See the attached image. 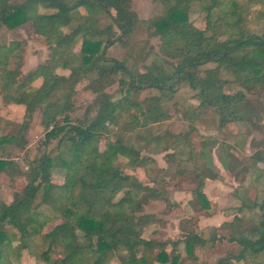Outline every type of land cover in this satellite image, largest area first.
<instances>
[{"label":"trees","instance_id":"1","mask_svg":"<svg viewBox=\"0 0 264 264\" xmlns=\"http://www.w3.org/2000/svg\"><path fill=\"white\" fill-rule=\"evenodd\" d=\"M157 1L160 15L139 21L131 11V0H24L19 4L13 0H0V27L13 31L29 23L33 35L43 37L47 44L53 43L52 58L24 77L6 68L13 49L0 48L5 58V62H0L3 69L0 73L1 101L24 106L27 120L36 107L44 108L41 124L45 131L48 130L44 135L45 142L58 137L55 154L34 158L26 173H21L13 157H2L3 149L0 150V174L11 178L21 176L27 181L20 192L13 194L9 205L0 204V225L4 223L7 227L6 230L0 227V264L12 255V248H16L17 256L25 249L26 240L38 234L41 214L33 202L39 192H42L40 204L54 208L62 219L61 224L44 235L49 247L60 249L62 258L51 263L45 251L39 260L46 264H109L115 251L119 250L128 255L126 260H120V264H178L176 257H170L164 251L167 245L183 244L187 256L192 258L193 248L206 244L191 231L190 220H182L179 224L185 234L182 241L161 242L155 234L149 239L142 238L144 228L153 224L154 219L151 215L138 216L137 213L147 201L160 200L158 191L125 175L116 161L123 158L128 168L142 169L147 176L153 161L149 157H140L139 149L128 147L119 139L111 141L107 138L105 124L112 125L117 119L121 120L122 107L109 101L104 90L116 81L126 94L146 90L156 92L144 97L138 105L131 102L139 109L141 117H132V121L141 127L139 129L167 118L163 117L160 105L166 92H169L168 96L173 94L175 89L171 87L180 83H186L189 89L197 92L198 107L213 109L219 115V126L241 121L239 111L246 102V95L264 85V0ZM194 3L204 14L202 28L194 27L188 20ZM38 6L53 12L38 13ZM78 9H83L85 14L81 15ZM249 18L262 25L259 35L243 29ZM73 22H76L74 30L62 33L55 41V33ZM141 24L150 36L160 40L161 54L177 61L175 65L163 69L152 63L141 72L135 66L107 56L114 46L126 49ZM75 45H78L77 65L69 68V63L62 58ZM57 66L69 70V75H54L52 70ZM91 73H95L96 78L89 80L84 90L95 97L86 108L85 117L76 124L70 123L68 117H62L64 123H58L57 116H66L65 112L70 110L75 85ZM19 77L22 79L18 80ZM36 78H41V83L32 88L30 84ZM228 86L234 88L230 90ZM170 139L188 150L190 162L194 164L195 159H199L201 164L185 173L176 165L172 154H167L163 156L166 169L160 170V175L188 177L195 172L196 186L191 192L190 203L196 216H209V202L203 188L206 179H216L210 167L215 139L200 137L199 149L195 150L188 133L172 135L168 139L150 137L148 154L159 153V144H168ZM12 142H15L14 138L10 137L9 143ZM99 143L103 144L101 151ZM17 144L22 146L21 142ZM258 144L264 145V141L250 142L254 147ZM166 149L164 147L161 152ZM228 150L229 147H223L219 159L226 171L237 163ZM14 153L10 150L7 154ZM251 160L255 164L261 163L264 170L261 151H255ZM53 169L63 172V182L59 186L51 182ZM118 193H122L121 198L115 201ZM241 205L245 208L240 206L239 211H250L255 203L245 197ZM241 220L234 217L226 224L229 234H234L228 237L227 243H236L240 251L237 255L223 256L216 264L238 263L247 254L257 256L264 252V211L250 217L254 224L243 231L239 230ZM213 242H221V239L212 235L208 243ZM14 243L16 247H13ZM155 250L157 252L153 253Z\"/></svg>","mask_w":264,"mask_h":264},{"label":"rangeland","instance_id":"2","mask_svg":"<svg viewBox=\"0 0 264 264\" xmlns=\"http://www.w3.org/2000/svg\"><path fill=\"white\" fill-rule=\"evenodd\" d=\"M24 0H13L19 4ZM157 0H131V11L136 15L139 21H148L160 15V5ZM194 3L191 6L188 20L196 28L204 26V14L200 12ZM253 10V9H252ZM38 13H51L53 11L44 9L41 6L37 8ZM81 15H84L83 9H78ZM76 22L69 24L65 28L57 31L54 40L57 41L61 34H67L74 30ZM247 33L260 34L262 25L253 22L249 18V23L243 25ZM224 39V38H222ZM16 45H12V44ZM47 44L43 37L33 35L29 23L24 27H19L13 31H8L0 27V48L10 47L12 52L6 61L7 69L19 72L24 77L29 72L49 61L51 57V47L53 43ZM160 40L157 37L149 35L145 25L137 27L135 33L128 41L126 49L114 46L107 52V56L124 61L128 66H135L136 69L143 72L144 68L152 63L163 69H169L177 61L163 57L159 49ZM78 45L68 50L65 59L70 67H76L75 56ZM4 51H0V62H5ZM64 60V61H65ZM3 71L0 67V73ZM53 74L56 76L67 77L69 70H63L60 66L53 68ZM96 78L95 73L82 78L72 91L71 107L64 115L57 116L58 123H61L62 117H68L70 123L76 124L85 117V110L90 106L95 95L84 90L88 81ZM118 78V76L116 77ZM22 78H18L21 80ZM41 78H36L30 86L38 87ZM175 89L173 94L166 92V98L160 105L164 121L154 125H148L144 129H139V124L132 121V117L139 116V109L133 106L131 102L139 104L144 97L155 95L153 90H146L136 93L135 91L126 94L123 88H119L116 81L107 87L104 92L108 95L109 101L120 104V119L115 124H105L107 128V138L111 141L119 139L124 145L135 150H140V157H149L153 164L150 166L148 176L142 169L132 170L126 166V160L118 158L116 164L122 169L125 175L140 182L147 187H154L158 191L160 200L147 201L141 206L138 216L151 215L154 223L145 227L142 232L143 239H149L153 234L158 241H182L185 234L180 230L179 224L182 220H190L191 231L206 241L203 247H196L192 250V258L187 256L183 244H177L175 247L167 245L165 252L170 257H176L178 264H216L218 259L225 255L234 254L240 251L236 243H227V239L234 234H229L226 224L230 223L234 217L242 218V228L240 231L251 228L254 224L250 217L254 218L264 211V170L261 163L255 164L251 158L255 151L260 152L264 157V145L258 144L251 146V141H264V85L255 87L246 95V102L239 111L242 120L237 123L219 126V115L209 108L198 107L196 100V91L189 89L186 83H180L172 86ZM228 86L227 89H229ZM234 86H231L230 90ZM240 89V87H237ZM226 89V90H227ZM44 108L36 107L32 112L30 119H25V107L15 104H4L0 98V150L3 149L2 157H13L21 173L28 171L29 163L42 154H55V147L58 137L45 142L44 127L41 124ZM64 123V122H62ZM139 123V122H138ZM23 124H25L23 126ZM50 129V127H48ZM188 133L191 139L193 149H199V138L210 136L215 139V145L211 150L210 167L216 175L215 180L206 179L204 182L205 197L209 202L207 211L209 216H196V210L190 203L191 192L196 186V175L172 178L171 176H161L159 171L166 169L164 155L172 154L176 165L186 171H192L194 166L201 164V160L195 159V163L189 161L188 150L175 144L171 139L168 144L161 142L157 147L159 153L156 155L148 154L151 146L148 145L150 137H171L172 135ZM10 137L14 141L9 143ZM6 141V142H5ZM147 141V144H146ZM4 142V143H3ZM21 142L22 146L17 143ZM166 147L165 152H161ZM229 147V153L237 162L232 168L226 171L220 163L222 148ZM98 149H103V144H98ZM12 150L14 154H7ZM1 152V151H0ZM1 156V155H0ZM149 167V168H150ZM193 173V172H192ZM51 182L54 185H61L63 182V172L59 169L51 171ZM236 177V178H234ZM25 178L9 177L7 174H0V204L9 205L12 202L14 193L26 185ZM204 193V192H203ZM42 192H39L33 202V206L41 214L40 228L37 235L26 240L25 249L21 250L16 256V248H12V255L3 260L4 264H46L39 260L40 255L48 252V258L51 263L62 258V253L55 246L49 247L44 239V235L49 233L55 226L62 223L61 214L57 213L51 206L40 204ZM122 193H118L115 201L121 198ZM245 197L253 200L255 205L253 210L238 209L243 207L241 203L245 202ZM245 208V207H243ZM6 230V224H1ZM8 231V230H7ZM215 235L221 242L208 243L210 237ZM13 247H16L14 243ZM155 250L153 253H156ZM140 257V254H137ZM137 257V258H138ZM128 255L123 251H115L109 264H120V260H126ZM140 261V259H139ZM170 264V262H168ZM232 264H264V252L257 256L245 255L244 259L238 263Z\"/></svg>","mask_w":264,"mask_h":264},{"label":"crops","instance_id":"3","mask_svg":"<svg viewBox=\"0 0 264 264\" xmlns=\"http://www.w3.org/2000/svg\"><path fill=\"white\" fill-rule=\"evenodd\" d=\"M203 192H204V194H205L206 190L204 189Z\"/></svg>","mask_w":264,"mask_h":264}]
</instances>
